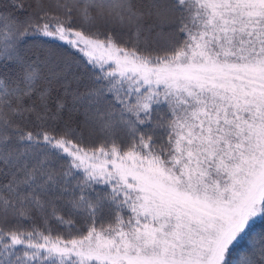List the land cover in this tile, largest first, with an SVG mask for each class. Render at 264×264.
<instances>
[{
  "label": "snow or ice",
  "instance_id": "6c2138e0",
  "mask_svg": "<svg viewBox=\"0 0 264 264\" xmlns=\"http://www.w3.org/2000/svg\"><path fill=\"white\" fill-rule=\"evenodd\" d=\"M0 264H264V0H0Z\"/></svg>",
  "mask_w": 264,
  "mask_h": 264
},
{
  "label": "trees",
  "instance_id": "16d2710c",
  "mask_svg": "<svg viewBox=\"0 0 264 264\" xmlns=\"http://www.w3.org/2000/svg\"><path fill=\"white\" fill-rule=\"evenodd\" d=\"M260 227H261V226L258 225V226H257V230H259Z\"/></svg>",
  "mask_w": 264,
  "mask_h": 264
}]
</instances>
